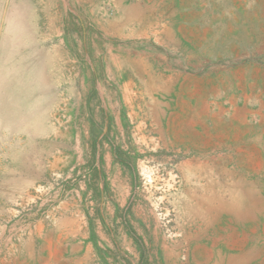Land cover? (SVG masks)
Masks as SVG:
<instances>
[{"label":"rangeland","instance_id":"obj_1","mask_svg":"<svg viewBox=\"0 0 264 264\" xmlns=\"http://www.w3.org/2000/svg\"><path fill=\"white\" fill-rule=\"evenodd\" d=\"M0 264H264V0H0Z\"/></svg>","mask_w":264,"mask_h":264}]
</instances>
